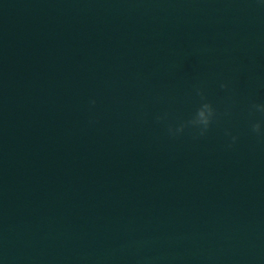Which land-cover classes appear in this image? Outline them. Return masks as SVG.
Wrapping results in <instances>:
<instances>
[{
	"label": "water",
	"instance_id": "water-1",
	"mask_svg": "<svg viewBox=\"0 0 264 264\" xmlns=\"http://www.w3.org/2000/svg\"><path fill=\"white\" fill-rule=\"evenodd\" d=\"M257 106L264 0H0V264H264Z\"/></svg>",
	"mask_w": 264,
	"mask_h": 264
},
{
	"label": "clouds",
	"instance_id": "clouds-1",
	"mask_svg": "<svg viewBox=\"0 0 264 264\" xmlns=\"http://www.w3.org/2000/svg\"><path fill=\"white\" fill-rule=\"evenodd\" d=\"M221 88H226V84H221ZM198 95L201 96L203 100H205L204 103L200 105V107L196 110V113L193 118L188 120L186 124H181L178 128L173 130L171 127L169 128V133L172 135H176L178 133H182L184 131V128L188 125L199 129V136H204L208 132L210 126L212 125L214 119L217 116L216 109L213 107V105L210 102H207L205 97L203 96V93L198 90ZM91 103L94 105L96 103L95 100H92ZM260 107L261 111H264V106H257ZM157 119H160L159 117ZM251 132L257 136H260L264 138V130H262L261 123H253L251 125ZM230 135V133H226ZM232 143L228 145V147H232V145L236 142L237 137L232 136Z\"/></svg>",
	"mask_w": 264,
	"mask_h": 264
}]
</instances>
